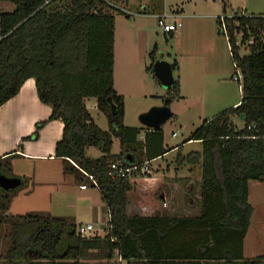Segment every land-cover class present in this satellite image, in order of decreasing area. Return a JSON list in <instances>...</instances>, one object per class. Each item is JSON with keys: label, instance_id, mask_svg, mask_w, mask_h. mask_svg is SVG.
<instances>
[{"label": "trees", "instance_id": "16d2710c", "mask_svg": "<svg viewBox=\"0 0 264 264\" xmlns=\"http://www.w3.org/2000/svg\"><path fill=\"white\" fill-rule=\"evenodd\" d=\"M3 1L15 8L0 12V106L16 96L27 79L35 78L38 96L52 106V112L47 121L37 124L34 138L48 121L62 119L56 157L72 160L95 175L109 214L104 236L82 235L66 217L7 214L18 188L0 189V238H4L3 227L10 228L5 235L10 239L6 264H90L88 254L96 250L102 259L117 255L128 264H264V256L244 257L254 213L249 181L264 182V14L231 10L224 20L227 32L221 16L217 17L219 33L230 45L232 63L243 75L242 99L204 119L191 132L189 140L201 142V150L176 158L178 164H200V177L153 179L144 173L113 178L111 164L127 163L124 154L132 148L138 151L135 145L141 133L140 128L125 125V99L115 89V13L131 17L118 6L122 0ZM222 2L227 15L229 1ZM240 34L241 46L252 40L249 54L240 55ZM158 51L155 44L146 69L160 84L153 73ZM172 67H178L176 60ZM90 97L97 99L108 130L100 128L88 110L86 98ZM179 98L177 79L167 89L163 104L170 106ZM233 116H243V128L233 123ZM153 133L159 138L157 153L150 155L149 146L145 154L137 152L140 158L135 163L166 151L162 128ZM114 138L120 139L119 154L112 153ZM88 147H97L103 155L88 156ZM22 149L21 143L16 152ZM65 171L80 172L72 163H66ZM10 172V164L0 157V173L9 177ZM195 187L199 198L191 204L189 193ZM147 195L150 209L142 215L129 214L130 207L137 211V199Z\"/></svg>", "mask_w": 264, "mask_h": 264}, {"label": "rangeland", "instance_id": "374dc122", "mask_svg": "<svg viewBox=\"0 0 264 264\" xmlns=\"http://www.w3.org/2000/svg\"><path fill=\"white\" fill-rule=\"evenodd\" d=\"M144 1L149 3V13L143 15L137 14L138 10H144L143 8L146 7L143 5L145 2L141 0H130V2L122 0L117 3L120 7H124L137 15L127 17L125 14L115 13L116 63L114 69H116L114 78L116 73L118 90H122L126 94V97L125 95L124 97L127 112L126 120L128 122L139 124V116L143 112L148 111L154 106L163 105V97L166 95L167 90L161 84L157 83L153 74L149 73L146 69V67L151 64L149 52L155 44H157L159 48V59L166 60L170 63L175 59H180L183 64H186L188 60H191L189 56L192 53L202 54V52L208 49L214 51L216 56H220L217 57L218 59L216 57L214 59V64L217 68L211 72L216 73L210 76L211 84H207V80L209 81V79H207L206 84L204 83L205 87H201V97L193 98L191 93L192 98L174 100L171 103L170 108L172 112L176 114V118L173 117L169 119L164 124L163 128L167 141L169 145L172 146L173 144L175 145L185 140L189 132H193L204 119L209 116H214L225 108L227 109L228 107L226 104L241 100L242 88L240 84H242V80L238 81L231 79L235 69L230 57V52L227 50L225 44L227 38L225 35L219 33V26L216 22L217 16L224 15L222 11V0H211L208 4H206V1L209 0ZM11 7L15 8L14 4L11 2H0V12L6 11L7 8ZM180 9H184V12L181 13L182 11ZM158 10H161V12L165 10L164 12L167 13H171L172 11L180 12V14H178L180 16L177 17V20L178 23L180 22L181 24L180 29H182V24H184V30L182 36L178 38V40L174 37H170V35H164L159 29L157 24ZM210 13L216 14V17L212 19L202 17ZM194 14L197 17H193ZM181 15L182 17L186 16V19L182 18ZM227 15H231L230 9ZM240 40L241 34L237 36L238 45H240ZM248 43L249 42L242 46L240 45V55L249 54L250 47ZM221 53H223V56H221ZM221 58L223 59V63ZM187 85L186 83V86ZM224 95H226V100L223 99ZM93 102L95 106L92 104ZM88 103L97 123L106 128L108 126L107 118L98 109L96 98L92 97ZM231 119L239 129L243 128L244 123L240 117L233 116ZM174 132H176L177 136H173ZM190 148L201 150L202 145L193 144L189 146V149ZM119 149V139L114 138L113 151L117 152ZM100 154L101 152L96 147H90L88 150V155L90 156L96 157ZM166 161H168V159H164L162 162L163 164L160 166L156 163L150 164L149 175L151 177L175 176V171L170 174L166 173L164 170L165 167H163L164 169L161 168V173H157V170L158 172L161 171L158 167L164 166ZM18 164L17 167L19 172H29L31 170L28 168V165L21 160L18 161ZM176 165L180 167L182 164L176 163ZM176 165H173V167ZM183 165L185 167L182 169L180 168L182 173H178L179 175L190 174L191 177L201 175L202 171L200 164L194 166L187 164ZM54 168L55 166L53 165H38L35 172L37 176L35 183L30 182L27 185L23 184L18 187L15 196L10 202L11 204H9L10 207H8L7 213L9 214L10 212V214L13 215H21L31 212V208L52 206V209L56 210V213L60 212L59 214L61 215L59 216L66 214L67 216L65 215V217L70 221L78 222V226L92 223L96 230L93 235L98 234L104 236L108 229V214L105 208L106 206L103 209L100 208L105 205L102 201L100 192L94 187L89 188L91 194H87V197L92 199L90 201L91 203L84 200L86 195L78 189L70 188L72 192H68V195H60L58 191H56V186L47 185L49 181H52L47 172L55 170ZM80 173L87 182L84 174L81 171ZM139 176L143 175L141 174ZM74 177L76 176L74 175ZM80 182L81 180L79 179L78 183ZM68 183L73 187V181L69 180ZM191 186L193 185L191 184ZM249 186L251 200L255 210L252 217V226L250 227L244 243V257L246 259H254L258 256H264V182L250 180ZM193 190L195 191H191L188 198L191 204H194L195 198H199L198 187H195ZM139 199L140 198L137 199L138 202L136 204L137 211H133L130 207L129 214L133 215L137 213L142 215L152 206L150 203L148 204V195ZM159 208H163V206L161 205ZM8 231V226L3 227V242L7 241L5 235H7ZM100 259H102V253L96 250L88 254L87 261L90 264H128L127 261L120 260L117 255L112 259Z\"/></svg>", "mask_w": 264, "mask_h": 264}, {"label": "crops", "instance_id": "0c3cea01", "mask_svg": "<svg viewBox=\"0 0 264 264\" xmlns=\"http://www.w3.org/2000/svg\"><path fill=\"white\" fill-rule=\"evenodd\" d=\"M145 2L144 0H141ZM229 8L231 10H239L246 12L248 14H264V1H256V0H228ZM130 2V0H128ZM208 4L211 2V0L206 1ZM261 2V3H260ZM146 9V13H149L150 6L148 2H145L143 4ZM9 9V10H8ZM14 10L13 7L7 8L6 11H12ZM154 10V8H153ZM183 13L184 9H180ZM139 11V10H138ZM165 10L161 12V10H158V14L163 13ZM222 11H223V2H222ZM145 13V14H146ZM180 13V12H179ZM143 15V14H141ZM180 16V15H179ZM182 17V15H181ZM193 17H197L195 14ZM206 19H212L213 17H216V14L210 13L205 16ZM218 17V16H217ZM182 18L186 19V16H183ZM192 18V17H191ZM217 22V18H216ZM182 29L178 27L177 31L173 33V36L176 40L180 38L183 34L184 30V24H182ZM116 36V34H115ZM116 42V40H115ZM225 42V41H224ZM227 50L230 52V45L228 43V40L225 42ZM116 51V48H115ZM159 53V51H158ZM209 53V54H208ZM221 56H223V53H221ZM115 57H116V52H115ZM215 57H220L216 56L214 54V51L208 49L205 52H202L197 54V53H192L189 58L191 60H188L186 64H183V62L179 59H175L178 62V67L174 70V76L175 80H179L180 82V94L181 98L176 99V100H185L187 98L192 97H201L202 95L200 94L201 87H205L204 83L206 84H211L210 83V76L212 74L216 73H211L214 71V69L217 68V66L214 64V59ZM231 57V53H230ZM218 59V58H217ZM221 61L223 63V59L221 58ZM116 63V61H115ZM114 63V66H115ZM172 63V62H171ZM147 68V67H146ZM116 69V68H115ZM114 69V72H115ZM222 81H224L222 78H220ZM115 88L117 92L121 95L126 94L122 90H118L117 87V82H116V73H115ZM186 83L188 84L186 86ZM219 86V85H215ZM221 88V87H220ZM191 91V92H189ZM124 97V99H125ZM191 97V98H192ZM92 97L86 98V105L88 110L90 111L92 117L94 118L95 122L97 123V120L91 111V108L88 106L89 100H91ZM224 100H226V95H224ZM240 101V100H239ZM238 102H233L230 104H226L228 108L233 107V105H237ZM97 102V99H96ZM95 106V103H92ZM126 106V102H125ZM98 107V106H97ZM223 107V106H220ZM226 109V108H225ZM52 112V106L49 104H46L42 102L38 96L37 92V87H36V81L35 78H29L27 79L24 84L22 85L20 91L18 94L11 99H9L7 102H5L3 105L0 106V157H2L3 162H6L10 164L11 167V172L9 177H17L20 178L22 181L21 185H27L30 182L35 183L36 181V167L38 165H53L55 166V170L47 172L48 176L51 178L52 181H49L47 184L48 186H56V191L60 195H68V192H72L70 188L78 189L80 192H83L86 197L84 198L85 201L91 203L90 201L92 200L90 197H87V194H91L90 192V187H93L92 185L87 188V189H80V184L85 183L86 180L84 179L83 175L80 173H70L65 171L66 163H71L70 160H67L65 162L64 159L56 157V145L57 142L62 138L63 135V129H64V123L62 119H54L48 121L45 125H43L39 130H38V136L34 138V134L37 131V124L47 121L51 115ZM101 112V111H100ZM217 112V111H216ZM173 113V112H172ZM219 113V112H218ZM174 114V113H173ZM217 114V113H216ZM126 108H125V119L124 123L128 127H135V128H140L141 133L138 136V141L139 145L137 147V152L139 153H146L147 147L150 146V155H155L157 153V150L159 149V138L157 135H155L153 132L155 130L149 129L145 126H143L140 123L139 124H133L132 122H128L126 120ZM176 118V114L174 116ZM171 117V118H173ZM210 118V116L208 117ZM108 122V121H107ZM99 123H97L98 125ZM99 127L101 126L100 124L98 125ZM164 126V125H163ZM162 126V131H163V148L166 150L163 155L158 156L156 158H153L150 160V164L156 163L157 165H162L164 159H168L164 163V166L158 167L161 171L157 173H161L163 167H165V172L166 173H174L175 171V176H161V177H152L153 179H162V178H194L191 177L190 174L188 175H179L178 173H182L180 170L184 168V165L177 166L176 165V158L178 157L179 154L186 155L191 151H194L196 149L190 148L189 146L193 144H201L199 141H191L189 140L191 132L187 135L185 140H182V142H179L177 144H173L172 146L169 145L167 141V137L165 134V130ZM182 127V126H181ZM103 130H108L109 125L105 128L104 126H101ZM173 136H177L176 132H174ZM26 138V139H25ZM25 139V140H24ZM20 143L23 144V149L21 151H18ZM120 143V139H119ZM90 147L87 148L86 152L88 155V150ZM97 148V147H96ZM114 148V140H113V146H112V153L113 154H119L122 151L121 143H120V149L117 152L113 151ZM130 149V148H128ZM100 151V149H99ZM101 152V151H100ZM133 148L130 149L129 151H126L124 156L126 158V162L128 164H134L137 162V159L140 158V155L137 153ZM103 155L101 154L99 156L93 157L92 158H99ZM175 158V159H174ZM21 160L22 162H25L26 165H28V168L31 170L28 172H19L18 171V161ZM178 164V163H177ZM173 165H176L173 167ZM162 168V169H161ZM181 168V169H180ZM180 171V172H179ZM21 173V174H20ZM149 174V173H148ZM74 175L76 177H74ZM196 177H200L196 176ZM81 180L80 183H78V180ZM54 180V181H53ZM71 180L73 181V187H71V184L68 183V181ZM250 182V181H249ZM99 191L97 187H94ZM63 189V190H62ZM62 190V191H61ZM17 191V190H16ZM70 194V193H69ZM101 195V194H100ZM15 194L13 195V197ZM12 197V199H13ZM66 198V197H63ZM11 199V200H12ZM249 201L252 203L251 200V194H250V186H249ZM104 203V202H103ZM11 204V203H10ZM52 205V203H51ZM91 205V204H90ZM10 207V206H9ZM93 207V206H92ZM105 205L101 206L100 208L103 209ZM254 207V205H253ZM52 206L49 207H40V208H31V212H36V213H44V214H50L53 216H59L58 212L56 213L54 209H52ZM106 208V207H105ZM107 210V208H106ZM255 210V208H254ZM7 213V212H6ZM8 214V213H7ZM27 214V213H26ZM108 214V210H107ZM9 215H13L10 214ZM25 215V214H21ZM66 215V214H65ZM65 215L61 217H65ZM67 216V215H66ZM253 217V216H252ZM76 218V217H75ZM76 224L78 222H75ZM78 225V224H77ZM94 226V225H93ZM252 226V222H251ZM250 226V227H251ZM10 230V228H9ZM250 230V228H249ZM9 232V231H8ZM249 232V231H248ZM248 234V233H247ZM247 237V235H246ZM4 239V238H3ZM3 239L0 238V264H6L5 260V253L7 249L10 246V239L7 237V241L3 242ZM246 240V238H245ZM245 243V242H244ZM245 245V244H244Z\"/></svg>", "mask_w": 264, "mask_h": 264}, {"label": "built area", "instance_id": "2783aa9c", "mask_svg": "<svg viewBox=\"0 0 264 264\" xmlns=\"http://www.w3.org/2000/svg\"><path fill=\"white\" fill-rule=\"evenodd\" d=\"M119 6V5H118ZM120 7V6H119ZM126 14L132 16V15H137V14H145L146 9L143 8L144 10H139L136 13L127 10L124 7H120ZM178 14H180L179 12L175 11V12H171V13H167V12H163L157 15V24L159 29L162 31V33L164 35H171L173 33H175L178 29V27H180V22L178 23L177 17L179 16ZM227 16L230 15H223L221 16V20L223 21V30L225 32H227V28L224 24V20ZM252 43V40L249 42ZM237 68V70L235 71V73L232 75V79L233 80H243V75L241 70L237 67V65H234V69ZM240 87L242 88V84H240ZM253 137H258V136H253ZM71 163L76 166L85 176V178L87 179V182L85 183H81L80 184V189H87L89 187V185L93 186V187H97V180L95 175L85 172L84 170H82L74 161L70 160ZM150 172V161H145L143 163H134V164H127V163H123V161H117L111 164V171H110V175L113 178H130V177H136L139 176L141 174L144 173H149ZM89 181V183H88ZM108 220H109V214H108ZM80 234L82 235H93L94 232L96 231L93 224L89 223V224H81L78 226V230H77ZM121 260V259H120Z\"/></svg>", "mask_w": 264, "mask_h": 264}, {"label": "water", "instance_id": "95a60500", "mask_svg": "<svg viewBox=\"0 0 264 264\" xmlns=\"http://www.w3.org/2000/svg\"><path fill=\"white\" fill-rule=\"evenodd\" d=\"M158 56V54H157ZM153 73L160 81V84L167 89L175 83L174 70L172 63L158 59L153 63ZM172 110L168 105L154 106L139 116L140 123L153 130H158L172 117ZM243 118V116H242ZM241 118V119H242ZM22 181L17 177H8L0 173V189L12 191L21 186Z\"/></svg>", "mask_w": 264, "mask_h": 264}]
</instances>
